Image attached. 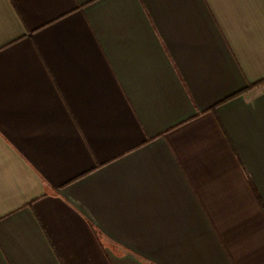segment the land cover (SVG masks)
Returning a JSON list of instances; mask_svg holds the SVG:
<instances>
[{"label":"crops","instance_id":"1","mask_svg":"<svg viewBox=\"0 0 264 264\" xmlns=\"http://www.w3.org/2000/svg\"><path fill=\"white\" fill-rule=\"evenodd\" d=\"M0 264H264V0H0Z\"/></svg>","mask_w":264,"mask_h":264},{"label":"trees","instance_id":"2","mask_svg":"<svg viewBox=\"0 0 264 264\" xmlns=\"http://www.w3.org/2000/svg\"><path fill=\"white\" fill-rule=\"evenodd\" d=\"M251 88V86H249L247 89Z\"/></svg>","mask_w":264,"mask_h":264}]
</instances>
